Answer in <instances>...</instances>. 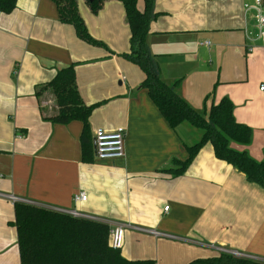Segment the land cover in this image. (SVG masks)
<instances>
[{
	"label": "crops",
	"instance_id": "crops-1",
	"mask_svg": "<svg viewBox=\"0 0 264 264\" xmlns=\"http://www.w3.org/2000/svg\"><path fill=\"white\" fill-rule=\"evenodd\" d=\"M254 1L155 0L160 16L147 44L162 79L177 83L178 94L196 111L230 99L235 120L252 130L248 145L232 147L262 161L264 43L248 40L255 11L244 9ZM78 7L89 33L105 47L80 40L73 26L61 22L52 0H18L0 16V264H21L15 202L8 195L127 225L120 251L128 260L189 264L223 249L264 262V188L218 159L211 143L182 175L165 172L174 159L188 157L194 127L173 129L142 87L143 71L122 56L130 50L123 3L108 0L97 14L85 0ZM206 41L209 46L201 45ZM71 65L82 102L97 104L87 158L83 123L49 120L58 108L52 92L42 89ZM98 128L126 130L123 158H96ZM81 192L87 201L75 203Z\"/></svg>",
	"mask_w": 264,
	"mask_h": 264
},
{
	"label": "trees",
	"instance_id": "trees-1",
	"mask_svg": "<svg viewBox=\"0 0 264 264\" xmlns=\"http://www.w3.org/2000/svg\"><path fill=\"white\" fill-rule=\"evenodd\" d=\"M18 0H0V11L11 13ZM59 12L61 22L73 26L77 37L92 46L105 47L95 39L79 13V0H52ZM108 0H85L97 14ZM123 3L130 28V50L124 58L138 65L145 78L146 88L152 100L173 129L183 124L202 130L201 139L187 147L185 160L174 159L165 172L182 175L199 151L211 143L215 156L233 166L245 175L250 183L264 188V160L257 161L245 150L232 147L233 143L246 146L251 142L252 130L240 124L234 117V105L228 98L219 103L212 102L204 112H198L182 98L175 84L166 83L160 73V66L147 44L150 26L160 13L156 12L155 0H144V8L138 7V0H118ZM49 89L58 108L52 122L68 124L83 123V156H91L87 147L89 119L97 104L86 106L82 102L76 84L75 66L59 70L54 79L42 88ZM41 89V90H42ZM13 225L18 234L21 264H155L153 260H128L120 249L110 246V226L103 222L74 218L68 214L41 206L16 202ZM189 264H264L246 257L221 253L219 256L196 259Z\"/></svg>",
	"mask_w": 264,
	"mask_h": 264
},
{
	"label": "built area",
	"instance_id": "built-area-1",
	"mask_svg": "<svg viewBox=\"0 0 264 264\" xmlns=\"http://www.w3.org/2000/svg\"><path fill=\"white\" fill-rule=\"evenodd\" d=\"M244 9L247 13L250 10L255 11V16H254L255 32L253 31L247 32L248 40L251 42V44L260 42V41L264 43V0H255L253 4H245ZM1 14L2 12L0 11V16ZM201 45L209 46L210 42L206 41V42H203ZM250 50H251V46H250ZM261 90L264 91V86L261 87ZM94 135H95V138H94L95 155L98 160H117L125 156V143L124 142H125L126 130L124 128H118L115 131H107L103 128H98L95 130ZM6 197L15 203L21 201L20 199L12 195H8ZM87 199H88L87 194L85 192H81L74 196L73 201L75 203H83V202H86ZM168 209L169 207L167 206L164 208V211H168ZM55 211L68 214L74 218L89 219V220L103 222L105 224H108L111 227L110 242H109L110 246L115 250L122 249L124 245L125 230L127 228V225L120 224V223L111 225L108 222L102 221L100 219L85 216L84 214L77 212L75 210H70V211L55 210ZM145 232L155 237H167L168 236L167 234H164L162 232H158L155 230H146ZM221 251L222 253L231 254L236 257H245L238 252H230V251L223 250V249Z\"/></svg>",
	"mask_w": 264,
	"mask_h": 264
},
{
	"label": "rangeland",
	"instance_id": "rangeland-1",
	"mask_svg": "<svg viewBox=\"0 0 264 264\" xmlns=\"http://www.w3.org/2000/svg\"><path fill=\"white\" fill-rule=\"evenodd\" d=\"M54 104L56 105L55 102H54ZM193 130L194 131H193V134H192V138L189 141V143H193L192 145H194L195 143H197L201 139V136H202V133H203L201 129L193 128ZM184 135L186 137H188L186 134H184ZM192 139H194L193 142H192Z\"/></svg>",
	"mask_w": 264,
	"mask_h": 264
}]
</instances>
